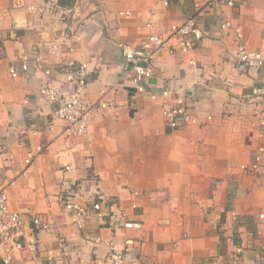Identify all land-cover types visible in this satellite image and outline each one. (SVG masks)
I'll list each match as a JSON object with an SVG mask.
<instances>
[{"label":"crops","instance_id":"1","mask_svg":"<svg viewBox=\"0 0 264 264\" xmlns=\"http://www.w3.org/2000/svg\"><path fill=\"white\" fill-rule=\"evenodd\" d=\"M207 1L0 0V189L11 210L25 213L29 231L33 215L51 222L38 231L37 249L23 246L12 264H47L50 257L56 264H98L110 250L125 252L132 264H233V244L243 247L245 264H264V164L242 168L264 144V67L230 58V39H222L219 26L233 18L249 48L264 53V0L214 4L198 16L205 36L193 51L157 52L153 77L143 83L158 97L137 93L122 75L127 63L118 43L166 35ZM62 34L66 55L94 66L87 100L96 119L82 136L65 131L55 117L58 104L42 93L64 81L56 69L44 74L54 62L32 60V73L10 72L42 41ZM166 88L197 96L200 123L166 125ZM101 91L112 107H100ZM41 144L45 150L27 165ZM70 186L78 202L102 207L101 216L84 217L82 228L59 200Z\"/></svg>","mask_w":264,"mask_h":264},{"label":"built area","instance_id":"2","mask_svg":"<svg viewBox=\"0 0 264 264\" xmlns=\"http://www.w3.org/2000/svg\"><path fill=\"white\" fill-rule=\"evenodd\" d=\"M82 0H71L79 5ZM224 2L229 6H234L233 0H208L205 4L199 6L196 15L188 17L181 24H172L166 35L152 33L141 40L139 44L129 42H120L117 44L118 50L127 63L122 75L127 77L136 88L137 93H149L151 97H158L156 93L147 90L143 82H149L153 77L155 55L160 50L168 49L170 51H181L189 53L193 51L199 42L204 38L205 31L200 27L198 16L203 15L207 9H211L214 4ZM168 4V1L165 2ZM121 16L131 17L132 10H122ZM222 30V39H230V48L228 56L237 58L238 61L248 68L264 67V53L259 50L249 48L248 40L245 36L242 26L236 24L233 18H222L219 22ZM112 38H115L114 34ZM67 42V36L62 34L53 39L42 41L34 56L30 59L25 57L20 66L12 65L10 72L12 77H18L21 72L32 73L29 66L30 61L38 64L54 62L55 67L45 65L43 72L50 75L53 69H56L60 75H63L64 81L60 84H49L42 88V93L50 102L58 104L55 109V117L65 122V131L82 136L88 132L91 124L96 119L94 105L87 100V88L92 81L94 66L92 61L76 62L69 55H66L63 44ZM99 60V59H98ZM100 61V60H99ZM191 63H195L194 60ZM199 86H202L201 84ZM106 92L101 91L99 105L103 109L112 107V104L104 102ZM163 98L162 114L166 125L178 130L185 126L196 125L200 123V116L193 111L196 110L198 103L197 96L189 99L186 92L166 88L162 91ZM207 121L212 119L211 115H206ZM264 126V121L262 122ZM50 129L53 124L49 125ZM45 150L44 144L37 147L36 152H30L26 158V164L31 165L34 159ZM264 164V144L259 145L253 155V160L248 164H243L242 168L246 170H256ZM69 169V167H67ZM62 207L66 213L74 216V221L79 228L83 227L84 217L92 213L102 215L101 204L95 202L92 205L78 202L76 199V190L74 187H67L59 197ZM264 218V213L260 214ZM35 230L29 231L26 225L25 213L22 211L11 210L9 207V195L5 189H0V260L3 264H12L18 256L20 250L25 247L37 249L39 244L38 231L48 230L51 222L43 214H36L32 217ZM127 228H140V222H125ZM60 247L65 254L69 253L64 240H60ZM232 253L233 264H245L241 260L243 247L233 244ZM261 254L264 257V246L261 248ZM54 258V257H53ZM50 257L47 264H56L55 259ZM98 264H132L125 252L120 250H110L108 254L98 261ZM255 264V263H254Z\"/></svg>","mask_w":264,"mask_h":264}]
</instances>
